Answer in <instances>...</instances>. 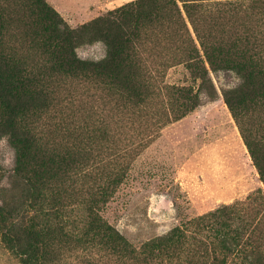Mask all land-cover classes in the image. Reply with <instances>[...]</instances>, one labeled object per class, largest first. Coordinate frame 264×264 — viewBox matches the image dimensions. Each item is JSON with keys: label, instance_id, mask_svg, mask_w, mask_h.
Instances as JSON below:
<instances>
[{"label": "trees", "instance_id": "obj_1", "mask_svg": "<svg viewBox=\"0 0 264 264\" xmlns=\"http://www.w3.org/2000/svg\"><path fill=\"white\" fill-rule=\"evenodd\" d=\"M28 4L34 8L31 20L23 22L32 29L23 35L29 49L24 53L5 45L0 11V137L6 136L14 150L8 186L0 189V244L19 264H64L69 257L72 264L105 259L118 264H264V242L255 235L256 226L235 224L230 217L234 212L228 216L226 207L195 219L198 236L175 227L136 247L102 215L120 177L103 176L91 167L94 137L88 129L57 127L71 137L59 141L48 139L40 127L59 81L94 80L133 98L140 73L137 45L148 34L167 31L185 42L171 59L187 64L191 72L197 68L201 80L207 69L199 50L212 71L230 70L238 76L239 83L223 89L222 96L264 184V133L253 136L242 127L246 107L264 105V61L254 51L262 44L256 33L264 19L224 20L222 27L237 34L225 41L218 38L215 19L220 11L262 15L264 0H135L75 28L45 0ZM87 37L107 45L103 58L77 55V45ZM171 88L194 98L199 92V87ZM2 169L0 165V181ZM89 179L92 183L86 186Z\"/></svg>", "mask_w": 264, "mask_h": 264}, {"label": "rangeland", "instance_id": "obj_2", "mask_svg": "<svg viewBox=\"0 0 264 264\" xmlns=\"http://www.w3.org/2000/svg\"><path fill=\"white\" fill-rule=\"evenodd\" d=\"M115 1L45 0L72 28L135 0L112 4ZM33 8L28 0H0L5 18L3 40L19 53L29 50L22 38L32 29L23 22L31 20ZM243 17L254 21L264 19V14L215 13L218 38L225 41L228 36H237L235 31H226L222 23L228 18L241 22ZM258 31L256 42L262 44L254 51L264 61V24ZM144 38L136 47L140 73L133 84V98L94 80L59 81L52 105L41 114L40 127L48 139L59 141L71 138L68 133L74 124L88 129L94 137L90 142L91 167L103 176L117 173L120 177L102 215L136 247L175 227L198 236L193 231L195 219L223 207L228 216L234 212L230 217L235 224L256 226L255 235L264 242V184L222 96L223 89L239 83L238 76L230 70L212 71L199 50L207 69L201 80L196 76L197 68L191 72L187 64L171 59L172 52L180 54L185 48L178 35L164 31ZM107 50L104 42L93 37L76 47L83 60H99ZM173 85L199 87L197 98L175 93ZM242 127L250 135H262L264 105L247 106ZM0 165L4 174L1 189L8 186L7 176L14 165V150L6 136L0 137ZM72 260L69 257L64 264L74 263ZM0 264H19L1 244ZM98 264L118 263L105 259Z\"/></svg>", "mask_w": 264, "mask_h": 264}, {"label": "crops", "instance_id": "obj_3", "mask_svg": "<svg viewBox=\"0 0 264 264\" xmlns=\"http://www.w3.org/2000/svg\"><path fill=\"white\" fill-rule=\"evenodd\" d=\"M122 2V0H118V1H115V3H112V4H120Z\"/></svg>", "mask_w": 264, "mask_h": 264}]
</instances>
